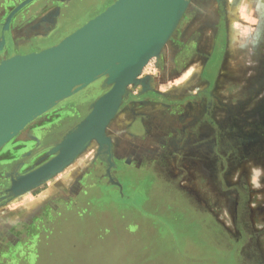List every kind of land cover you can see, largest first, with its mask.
I'll use <instances>...</instances> for the list:
<instances>
[{"label":"rangeland","instance_id":"1","mask_svg":"<svg viewBox=\"0 0 264 264\" xmlns=\"http://www.w3.org/2000/svg\"><path fill=\"white\" fill-rule=\"evenodd\" d=\"M26 1L0 0V51L25 26L47 32L36 52L54 46L116 0H89L56 26L61 4L77 0ZM218 26L226 48L215 65L205 72L194 55L177 71V39L198 32L206 52ZM106 78L0 148V264H264V0H191L127 84L102 137L11 194L60 153L111 89Z\"/></svg>","mask_w":264,"mask_h":264},{"label":"water","instance_id":"2","mask_svg":"<svg viewBox=\"0 0 264 264\" xmlns=\"http://www.w3.org/2000/svg\"><path fill=\"white\" fill-rule=\"evenodd\" d=\"M190 1L116 0L58 44L0 63V148L36 117L99 78L106 76L105 82L112 85L58 145L60 153L20 177L11 194L39 185L69 163L92 137H102L127 84L160 52Z\"/></svg>","mask_w":264,"mask_h":264},{"label":"flooded vegetation","instance_id":"3","mask_svg":"<svg viewBox=\"0 0 264 264\" xmlns=\"http://www.w3.org/2000/svg\"><path fill=\"white\" fill-rule=\"evenodd\" d=\"M88 1L89 0H77L72 5L61 4L62 5L61 11H60V14H59V18L56 20L55 26L58 25V23L61 20L65 21V22L67 21L68 24L71 23L72 22V16L71 15L76 10H81L82 11L83 7L87 4ZM99 2L104 5L106 0H99ZM112 2H113V0H112ZM112 2H110V3H112ZM109 4H107V5H109ZM107 5H105V6H107ZM53 12H54V10H53ZM193 14H195V12H193ZM26 27L27 26L17 29V36L18 37L16 39H14L13 41H10V40L8 41L7 40L5 42V46L3 48V51H0V61L2 59L8 58V57H10V56H12L14 54L16 55V54H25V53H29V52H36V51H38L41 48V46L43 44L42 43L43 39H45L43 37L45 35L47 36V34H45L47 32H45V33H37V32H33V33L27 32V33H25V28ZM47 27L49 29H51L52 28V24H50L48 22L47 23ZM213 28L215 29L216 26L213 27ZM220 29L225 30V27L222 28V26H220V27L218 26V31L214 35V40L212 42V45L210 46V50L206 51V52L202 51L200 49H197L198 43H201V41H202L199 38L200 34L198 32H194L192 35H190V36H188L186 38H181L180 39V37H179L177 39L179 44H177V45L182 46L183 50L181 51V53L179 54V56L177 57V60L175 62L176 70L178 71V69L180 68V65L181 64L183 65L186 62V60H188L189 58L193 57L194 55H199V56H202L204 58V61H203L202 64L203 65L206 64L205 68H203L205 70V72H207V70L209 68L213 67L215 65V63L212 62V60H211L212 56H213V59H214V56L221 57L222 55H224V50L226 48L225 38L223 39L220 36L221 35ZM36 45H38V47H36ZM130 127L131 126H129V128ZM219 130L221 131V129H219ZM10 154H14L13 151H11ZM157 161L162 165L161 159L157 160ZM207 164H208V162H207ZM125 173H127V170H126Z\"/></svg>","mask_w":264,"mask_h":264},{"label":"bare ground","instance_id":"4","mask_svg":"<svg viewBox=\"0 0 264 264\" xmlns=\"http://www.w3.org/2000/svg\"><path fill=\"white\" fill-rule=\"evenodd\" d=\"M114 2H115V1H114ZM13 15H14V13L8 17V21H7V23H10L11 18H12ZM146 33L150 34V37H153V36H154V32H153V31H150V32L146 31L145 34H146ZM40 96H41V95H40ZM11 118H12V117H11ZM11 118H10V119H11ZM10 119H8V120H10ZM77 125H78V124H77ZM5 126H6V125H5ZM5 126H4V127H5ZM72 128H73V127H72ZM71 131H72V130H71Z\"/></svg>","mask_w":264,"mask_h":264}]
</instances>
